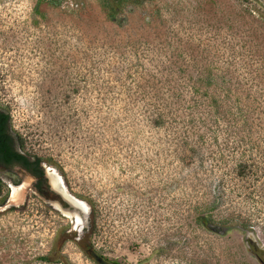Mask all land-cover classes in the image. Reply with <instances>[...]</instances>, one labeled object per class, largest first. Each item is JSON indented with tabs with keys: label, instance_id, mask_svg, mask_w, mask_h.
<instances>
[{
	"label": "rangeland",
	"instance_id": "1",
	"mask_svg": "<svg viewBox=\"0 0 264 264\" xmlns=\"http://www.w3.org/2000/svg\"><path fill=\"white\" fill-rule=\"evenodd\" d=\"M117 17L100 0H0V105L87 207L84 220L0 173V264H97L84 247L127 264H264V172L237 175L238 136L213 121L229 105H208L233 78L264 133V0H146Z\"/></svg>",
	"mask_w": 264,
	"mask_h": 264
},
{
	"label": "trees",
	"instance_id": "2",
	"mask_svg": "<svg viewBox=\"0 0 264 264\" xmlns=\"http://www.w3.org/2000/svg\"><path fill=\"white\" fill-rule=\"evenodd\" d=\"M101 5L103 10L105 11L107 18L112 21V22H118V14L124 9V7L127 4H135V5H141L144 3L146 0H100ZM172 78V77H171ZM173 79V78H172ZM172 79H169L167 81L168 83H172ZM220 79L224 82L223 86L221 87V90L224 92V97H217L216 95L212 96V100L209 102L208 105L213 106V105H223L222 101H225L229 107L225 109L224 114H222L221 117H215L213 119L214 123L216 125L220 124V121L226 122V129L223 131L224 134L227 136H232L234 134H237L238 138L235 140V146H231L227 144V148L230 149V151H237L240 150V157L241 159L237 162L236 164V173L240 177H246L249 174H257L259 176V173L264 172V133L260 131L262 128L261 125H258L256 122H252L251 124L249 121L251 118L256 114L258 116L259 112H261L262 109H259L257 106H255L253 103L247 104V105H240L239 103H234L233 102V91L234 87L237 84L238 86L241 85L240 82L236 80L234 83L233 78H227V77H220ZM175 80V79H174ZM190 80H195L201 85L208 86L210 85L214 80H219V77L214 78V76L209 73L205 76L198 77L197 79L191 78ZM193 89L194 93H201V90L199 87H196L195 85L191 87ZM240 88H238L239 90ZM172 97L175 98H180L182 96V93H177L176 91L169 90ZM202 94H208L209 93L206 91L205 93ZM249 98H251V95L247 94L246 95ZM164 99V98H163ZM238 101H240V97H236ZM258 99L256 97L253 98V101H257ZM195 103L193 105H189L187 108L188 109H193V108H199L200 105H206L204 103H201L200 101H197L194 99ZM234 105H237L236 107ZM259 105V104H258ZM167 105L166 107H168ZM234 108L236 110H234ZM213 112H217V110H213ZM210 114L211 112L208 111ZM160 116L161 113H159ZM7 118L10 121V116H6V118L3 115H0V132L4 130L6 120ZM258 120H261L259 117H257ZM263 120V119H262ZM201 123L206 125V122L204 118L200 117L199 120ZM239 121H242L243 129L245 132L244 135H241L240 129H238L239 126ZM195 121H193V124ZM256 127L259 128V130H256ZM209 129L217 134L219 130H215L212 127H209ZM264 130V128H263ZM254 135H257L259 138H261V143H258L256 139L254 138ZM203 140L204 137L200 135ZM20 139V138H19ZM22 148L24 147L23 145V139H20ZM231 146V147H230ZM43 158L38 157L36 158V161L32 164L34 169L36 171H41L40 163L43 162ZM5 184L4 182L0 179V196H2L3 188ZM198 223L202 225H207L209 222V217L205 215H199L197 218ZM86 253L90 256V258L95 261L97 264H127L123 263L117 259H110L104 255L98 254L95 249L94 251L91 250L90 247H84ZM43 260L45 261H53L54 260V254H49L47 256L42 257ZM66 264H72L70 262H67Z\"/></svg>",
	"mask_w": 264,
	"mask_h": 264
},
{
	"label": "flooded vegetation",
	"instance_id": "3",
	"mask_svg": "<svg viewBox=\"0 0 264 264\" xmlns=\"http://www.w3.org/2000/svg\"><path fill=\"white\" fill-rule=\"evenodd\" d=\"M8 114V111L0 105V115H3L6 118ZM6 121L4 130L0 132V173L8 176L10 174L14 175L15 173L22 174L20 177L12 178L13 183H15L14 185H21L23 176L28 175L33 179L32 189L36 194L44 196L50 200L52 199L63 202L59 192L64 189L62 183V187L60 186V188L54 184V180L50 179L47 175L43 162L40 163L41 171H36L34 169L32 164L36 161L37 156L23 151L20 139L12 130L9 119L7 118ZM0 179L4 182L1 176ZM9 186L11 185L9 184ZM17 187L19 188H15V191H20L25 188V185ZM32 189L30 188L31 191ZM75 201L81 205L85 204L78 199H75ZM65 207H68V205L65 204L64 208ZM76 218V220L80 222V218L78 216H76Z\"/></svg>",
	"mask_w": 264,
	"mask_h": 264
},
{
	"label": "water",
	"instance_id": "4",
	"mask_svg": "<svg viewBox=\"0 0 264 264\" xmlns=\"http://www.w3.org/2000/svg\"><path fill=\"white\" fill-rule=\"evenodd\" d=\"M60 196H61V199L63 202H60L61 205L64 207L65 204L68 205V208L70 209V211H75L82 219L85 220V216L87 214V207H85V204L81 205V204H78L76 201H75V197L71 196V195H68L65 191L61 190L60 191ZM208 227L215 231V232H218V233H221V234H225L227 229L226 228H223L221 226H218V225H215V224H208ZM248 239L252 240V241H255V236L253 233L249 232L248 233ZM258 249V247H257ZM260 251L263 253L264 255V249H260ZM263 262H264V257H263Z\"/></svg>",
	"mask_w": 264,
	"mask_h": 264
},
{
	"label": "bare ground",
	"instance_id": "5",
	"mask_svg": "<svg viewBox=\"0 0 264 264\" xmlns=\"http://www.w3.org/2000/svg\"><path fill=\"white\" fill-rule=\"evenodd\" d=\"M51 175L53 176L54 174L53 173H51ZM53 182H54V184L57 186V187H59L60 188V186H61V179H60V177L58 176H56V175H54L53 176ZM62 187V186H61ZM18 190V189H17Z\"/></svg>",
	"mask_w": 264,
	"mask_h": 264
}]
</instances>
